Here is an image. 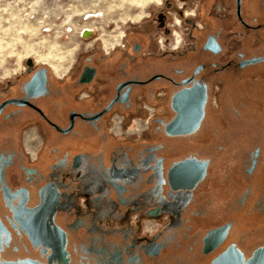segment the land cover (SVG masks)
Returning a JSON list of instances; mask_svg holds the SVG:
<instances>
[{"label": "flooded vegetation", "instance_id": "flooded-vegetation-1", "mask_svg": "<svg viewBox=\"0 0 264 264\" xmlns=\"http://www.w3.org/2000/svg\"><path fill=\"white\" fill-rule=\"evenodd\" d=\"M110 32L0 82V264H264V0Z\"/></svg>", "mask_w": 264, "mask_h": 264}, {"label": "rangeland", "instance_id": "rangeland-1", "mask_svg": "<svg viewBox=\"0 0 264 264\" xmlns=\"http://www.w3.org/2000/svg\"><path fill=\"white\" fill-rule=\"evenodd\" d=\"M155 1L0 0V82L27 59L66 58L79 45L113 34L111 29L139 19ZM84 29L94 36L84 40Z\"/></svg>", "mask_w": 264, "mask_h": 264}, {"label": "built area", "instance_id": "built-area-1", "mask_svg": "<svg viewBox=\"0 0 264 264\" xmlns=\"http://www.w3.org/2000/svg\"><path fill=\"white\" fill-rule=\"evenodd\" d=\"M82 36L84 37V40H87L94 36V30L91 29H84L82 31Z\"/></svg>", "mask_w": 264, "mask_h": 264}, {"label": "bare ground", "instance_id": "bare-ground-1", "mask_svg": "<svg viewBox=\"0 0 264 264\" xmlns=\"http://www.w3.org/2000/svg\"><path fill=\"white\" fill-rule=\"evenodd\" d=\"M91 16V15H90ZM72 52L71 51H69L68 53H67V55H70Z\"/></svg>", "mask_w": 264, "mask_h": 264}]
</instances>
